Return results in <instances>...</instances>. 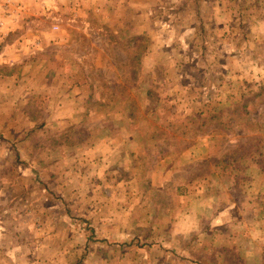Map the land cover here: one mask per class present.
<instances>
[{"label":"rangeland","instance_id":"374dc122","mask_svg":"<svg viewBox=\"0 0 264 264\" xmlns=\"http://www.w3.org/2000/svg\"><path fill=\"white\" fill-rule=\"evenodd\" d=\"M261 84L264 0H0V264H264Z\"/></svg>","mask_w":264,"mask_h":264},{"label":"trees","instance_id":"16d2710c","mask_svg":"<svg viewBox=\"0 0 264 264\" xmlns=\"http://www.w3.org/2000/svg\"><path fill=\"white\" fill-rule=\"evenodd\" d=\"M263 92H264V84H261V85L257 88V93H256L255 95L262 94ZM244 104H246V103H237L236 108L238 109L239 105H242V106L245 107ZM211 118H217V117H216L215 115H213ZM206 120H210V118H209V119H206ZM241 120H243L244 122H246V117H245V116H242V117H241ZM219 121H225V122H228V121H230V118H228V116H226V117H220Z\"/></svg>","mask_w":264,"mask_h":264}]
</instances>
